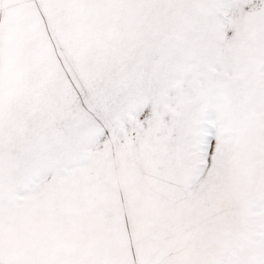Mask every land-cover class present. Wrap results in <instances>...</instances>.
<instances>
[{
    "label": "snow or ice",
    "instance_id": "1",
    "mask_svg": "<svg viewBox=\"0 0 264 264\" xmlns=\"http://www.w3.org/2000/svg\"><path fill=\"white\" fill-rule=\"evenodd\" d=\"M0 264H264V0H0Z\"/></svg>",
    "mask_w": 264,
    "mask_h": 264
}]
</instances>
